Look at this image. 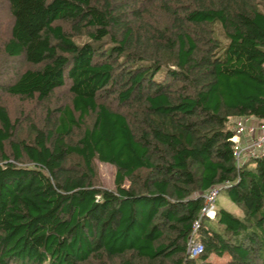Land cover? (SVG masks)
I'll use <instances>...</instances> for the list:
<instances>
[{
    "label": "trees",
    "instance_id": "trees-1",
    "mask_svg": "<svg viewBox=\"0 0 264 264\" xmlns=\"http://www.w3.org/2000/svg\"><path fill=\"white\" fill-rule=\"evenodd\" d=\"M152 2L5 0L2 56L29 67L0 90L68 102L27 139L0 104V264H264V155L236 168L230 141L264 119V0H156L150 23ZM216 184L242 216L201 218L190 258Z\"/></svg>",
    "mask_w": 264,
    "mask_h": 264
},
{
    "label": "rangeland",
    "instance_id": "rangeland-1",
    "mask_svg": "<svg viewBox=\"0 0 264 264\" xmlns=\"http://www.w3.org/2000/svg\"><path fill=\"white\" fill-rule=\"evenodd\" d=\"M156 0L151 3L152 7H148L149 13V22H155V19H158L159 13L157 12L156 8ZM156 8V9H155ZM148 13V14H149ZM157 15L154 19L153 17ZM159 20V19H158ZM9 18L7 13V7L5 0H0V44L5 37L6 30L8 27ZM5 31V32H4ZM84 36L77 39L78 42L84 40ZM143 62H147V60H143ZM29 67L26 62H24L20 58L15 59H8L2 56L1 47H0V86L4 84L5 81L9 80L10 78L15 77V75ZM68 102V92L66 91V87L56 89L53 94L43 102H31L21 100L16 97L8 96L2 90H0V104L4 105L10 115L11 119L17 120V134L21 138L27 139L29 137V130L30 125L34 124L36 127L42 126L44 124V112L45 108H52L56 105H61L63 103ZM89 123V119H85L83 122V126ZM74 132L72 138H76L78 134V129ZM73 139V140H74ZM72 140V141H73ZM73 157L74 156H69ZM70 162V161H69ZM94 168L96 170V182L98 185L105 187V188H113V176H114V167L108 163L99 162L94 160L93 162ZM127 182H124L126 185ZM214 208H223L227 211L237 215L242 216V208L237 205L236 203L232 202L226 195L223 189H219L214 197L213 200ZM211 264H215L217 262H221L223 258H218L211 256L209 258Z\"/></svg>",
    "mask_w": 264,
    "mask_h": 264
},
{
    "label": "built area",
    "instance_id": "built-area-1",
    "mask_svg": "<svg viewBox=\"0 0 264 264\" xmlns=\"http://www.w3.org/2000/svg\"><path fill=\"white\" fill-rule=\"evenodd\" d=\"M230 141L233 143V158L236 168L240 167L247 159L261 157L264 155V119L249 115L237 117L234 119L233 135L230 137ZM221 186L212 185L201 193L202 206L197 218L191 224L185 242V251L190 258L198 256L202 251V245L196 239V232L201 218H213V200Z\"/></svg>",
    "mask_w": 264,
    "mask_h": 264
}]
</instances>
